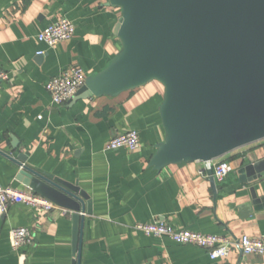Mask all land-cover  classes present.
I'll return each mask as SVG.
<instances>
[{
  "label": "crops",
  "instance_id": "obj_1",
  "mask_svg": "<svg viewBox=\"0 0 264 264\" xmlns=\"http://www.w3.org/2000/svg\"><path fill=\"white\" fill-rule=\"evenodd\" d=\"M109 1L0 0V71L10 76L0 91V186L31 190L19 179L20 166L4 154L29 153L31 168L85 191L93 212L83 222L81 264H264V255L237 250L212 259L206 248L134 228L163 221L206 234L264 236V200L260 207L255 202L264 199V176L243 182L239 173L244 165L264 159V139L220 158L234 171L216 181L214 189L200 173L202 161L160 170L150 166L166 135L160 82L117 96L53 103L46 89L50 78L70 66L81 67L87 77L96 75L120 52L115 29L122 10ZM63 17L76 25L73 38L53 47L38 41ZM130 129L139 132V149L106 147ZM17 227L33 234V243L18 252L10 243V231ZM73 230L67 209L45 212L14 204L0 216V264H74Z\"/></svg>",
  "mask_w": 264,
  "mask_h": 264
},
{
  "label": "water",
  "instance_id": "obj_2",
  "mask_svg": "<svg viewBox=\"0 0 264 264\" xmlns=\"http://www.w3.org/2000/svg\"><path fill=\"white\" fill-rule=\"evenodd\" d=\"M108 5L122 10L115 29L122 48L108 67L86 78L73 101L160 82L166 135L150 161L158 170L220 159L264 139V0H110ZM4 154L20 166L26 186L72 212L74 264H81L83 222L93 212L90 196L31 168L29 153ZM239 173L243 182L263 177L264 159ZM209 179L215 189L212 170Z\"/></svg>",
  "mask_w": 264,
  "mask_h": 264
},
{
  "label": "built area",
  "instance_id": "obj_3",
  "mask_svg": "<svg viewBox=\"0 0 264 264\" xmlns=\"http://www.w3.org/2000/svg\"><path fill=\"white\" fill-rule=\"evenodd\" d=\"M75 32V23L63 17L51 23L37 36V39L53 47L62 41L73 38ZM38 54H43V51H39ZM9 77L7 71H0V91L3 84L9 80ZM86 78L87 76L81 67L70 66L50 78L46 83V89L55 105H63L73 101L78 91L84 86ZM140 144L139 132L136 129H130L125 133L112 137L106 147L112 150L126 148L135 151L140 148ZM204 164L205 167L200 170V173L205 177H209L207 172L212 170L216 181L224 180L234 171V167L230 162L221 159L207 161ZM17 203L38 207L45 212H50L58 207L54 202L33 190L0 186V216L6 214L9 208ZM134 228L149 236H167L180 244H191L206 248L212 259L227 258L233 250L240 251L245 255H264V236L250 237L243 235L241 237H228L206 234L188 229H178L163 221L137 223ZM10 243L12 249L18 252L23 246L33 243L32 231L28 227L12 229L10 231ZM21 256L23 257V255Z\"/></svg>",
  "mask_w": 264,
  "mask_h": 264
}]
</instances>
